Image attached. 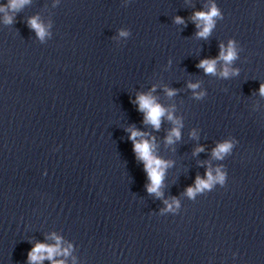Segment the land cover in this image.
<instances>
[{"label":"water","instance_id":"obj_1","mask_svg":"<svg viewBox=\"0 0 264 264\" xmlns=\"http://www.w3.org/2000/svg\"><path fill=\"white\" fill-rule=\"evenodd\" d=\"M7 5L0 0V264H27L32 245L52 236L71 246L53 257L64 264H264V0ZM210 5L219 15L202 38L192 16ZM229 40L231 62L197 67ZM138 94L165 109L158 129L142 122ZM168 112L180 122L170 144ZM129 128L168 162L159 197L146 191ZM224 141L231 148L217 159ZM216 168L224 184L189 198L195 177ZM173 199L175 212L163 211Z\"/></svg>","mask_w":264,"mask_h":264},{"label":"clouds","instance_id":"obj_2","mask_svg":"<svg viewBox=\"0 0 264 264\" xmlns=\"http://www.w3.org/2000/svg\"><path fill=\"white\" fill-rule=\"evenodd\" d=\"M26 0H8V7L10 9H18L21 7ZM0 11H3V6H0ZM219 15L216 7L214 5H210L207 12L197 11L193 13L192 19L198 21L196 27L199 31L196 33L199 37H206L209 34L210 29L213 27V17H217ZM3 22L5 24L11 23V17L5 15ZM176 23H182L179 17L175 18ZM30 27L34 28L38 36H43V29L37 24L35 19L29 20ZM120 35H126V33L121 32ZM236 56V50L234 49L233 42L231 40L228 41L227 47L224 45H220V50L217 58H206L201 59L197 67L202 68L205 73H214L215 65L217 59H220L225 62V64L231 62ZM235 73V69L232 70ZM229 74V68L223 67L220 72L221 76L227 77ZM189 88H196L197 85L189 84ZM258 92L260 95L264 96V83H260L258 86ZM167 95H173L172 90H166ZM203 93H200L202 95ZM137 105V110L143 113L142 122L146 124H150L153 129H158L160 126V118L165 116V109L161 107L158 103L155 102V99L148 94H138L134 101ZM166 118L171 121L175 127L171 128L167 136L165 137L166 143H172L173 138L179 139L178 128L180 127L179 120H174L171 112L167 113ZM128 131V139L132 142V151L135 155V158L138 161H141L143 164V169L146 173V177L148 180V184H146V191L148 193H155L157 197L160 196V192L158 188L161 183L162 175L164 169L168 166V162L164 161L155 155H153V144L151 143L152 138L146 141L143 137L147 135V133H142L134 128L126 129ZM140 138L137 141L136 138ZM231 148V144L228 141L221 142L217 144V146L212 150V155L219 159L222 154L227 153ZM202 151V148L197 147L195 152ZM206 179H201L199 176L195 177L194 185L195 187H187L186 195L189 198H192L195 193L201 192L202 190H209L213 186L214 183H219L221 185L224 184L225 174L220 170V168L215 169V176L211 175L208 171L205 172ZM165 209L163 211H171L175 212L178 204L175 199L172 200L171 204L167 201H164ZM52 239L55 241L54 244H45L41 242H37L32 245V247L26 253V261L27 264H40L41 261L47 259L51 262V264H64L62 260H53L54 256H67L68 248H61L60 238L56 236H52ZM233 257H235V253H233Z\"/></svg>","mask_w":264,"mask_h":264}]
</instances>
